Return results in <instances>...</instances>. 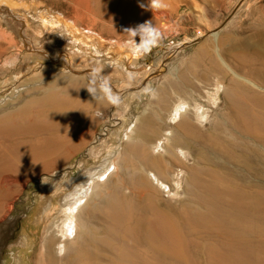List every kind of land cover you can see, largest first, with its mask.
I'll list each match as a JSON object with an SVG mask.
<instances>
[{"label":"bare ground","instance_id":"bare-ground-1","mask_svg":"<svg viewBox=\"0 0 264 264\" xmlns=\"http://www.w3.org/2000/svg\"><path fill=\"white\" fill-rule=\"evenodd\" d=\"M42 1L59 6L63 13L72 9L75 22L82 14L99 16L90 0ZM179 1L164 0L167 6H176ZM134 2L144 10L140 9L144 12L143 22L153 20L152 17L165 22L166 10H151L150 0H124L122 8ZM18 13L8 11L3 20L7 24L13 21L17 27ZM24 18L21 21L28 26L30 23ZM16 29L18 34L14 35L0 25V69L14 67L25 44L34 52L43 50V42L39 44L43 35L32 39L20 27ZM249 41H242L245 52L248 49V55L264 57V34L259 48L252 47ZM77 45L82 53L90 50L109 55L113 71L119 73L118 83L124 82L126 76L130 80L128 73L134 74L140 67L132 63L128 54L119 57L82 40ZM215 48L221 75L228 78L226 84L232 82L223 92L226 107L221 120H212L197 101L196 95L204 89L200 77L166 76L155 90V100L149 101V112L141 114L125 132L126 141L117 158L107 157L92 168L81 162L85 172L75 180L80 177L83 183L69 195L60 238H49L45 244L50 256L56 257L52 244L57 241L56 250L65 254L63 264H196L200 259L206 264L259 262L264 247V154L259 147L234 142L231 135L264 143V95L253 89H264V70L248 67L250 75L258 79L255 81L236 69L241 68V56L233 53L239 49L237 44H232L228 57L220 52L219 44ZM63 55L70 59L67 53ZM71 69L65 77L41 85L42 94L37 101L43 104L39 112L42 117L37 122L12 125L0 119V191L30 163L37 170L52 168L89 141L92 133L87 128L96 120L89 110L94 104L105 102L94 100L86 90L91 70L80 75V71ZM12 78L16 76L1 81L0 88ZM222 87L223 83L217 82L213 89L204 91L215 103ZM232 87L239 94H234ZM26 108L24 103L19 113L24 114ZM204 122L207 123L202 128ZM258 130L261 133L257 134ZM29 135L39 136L40 142H32ZM84 213L86 218L82 219ZM72 243L74 250L70 253Z\"/></svg>","mask_w":264,"mask_h":264},{"label":"rangeland","instance_id":"rangeland-1","mask_svg":"<svg viewBox=\"0 0 264 264\" xmlns=\"http://www.w3.org/2000/svg\"><path fill=\"white\" fill-rule=\"evenodd\" d=\"M90 1L93 2V0ZM90 1L93 10L99 16L91 18L86 15V18L85 14H82L75 22L73 17L75 14H72L70 8L68 13H63L59 6L46 4L42 0H0L2 28L17 35L16 28L20 27L23 34L32 39L37 36L42 38L41 35H43L39 43L41 45L43 42L42 52H34L25 44L14 67L7 70L0 69V82L16 76L9 80L12 83L8 81L0 88V119L4 118L6 124L26 125L37 122L42 117L39 112L42 111L40 109L43 104L37 101V97L42 94V88L65 77L71 68V70L80 71V75L94 68L102 69L103 76L111 82L113 90L121 97V103L118 106H111L105 102L99 105L94 104L89 110V114L96 118V123L87 128L92 135L84 148L46 170H37L30 163L28 167L17 172V177L10 179L11 182L9 180L4 188H1L3 190L0 194L3 191L4 193L0 195V264H63L65 254H61L63 251L56 250L59 246L57 241L61 235L69 195L75 192V188L79 187L78 184L83 183L79 181L85 172L81 165L86 162V165L92 168L100 165L107 157L111 160L117 158L126 141L123 137L125 132H128L129 128L136 123L141 114L149 112V101L155 100L157 96L155 90L166 76L175 74L172 75L175 77L185 74L190 77L194 75L200 77L203 80L201 84L204 85V89L196 95L197 101L199 100L198 102L207 110L212 120L219 121L226 107V97L223 92L225 88L232 86V82L226 84L228 78L224 79L221 75L216 45L219 44L220 52L228 57L227 52L232 44H237L239 49L234 50L233 53L241 56V68H236L230 59L227 61L238 72L242 74L246 72L255 81L258 79L251 76L247 70L249 68L264 70V57L248 55V49L245 52V48L241 45L243 40H250L252 47L261 46L260 37L264 34V0H180L176 6L169 4L166 9H163L166 10L167 21H155L152 17L154 22L150 19L162 33L163 39L149 54L143 56L135 53L129 34L124 32L127 28H135L144 23L143 8L134 2V4L130 3L131 6L128 4L134 9L129 10L127 4L126 9H123L124 0H102V2L94 0L93 3ZM99 9L104 12H98ZM8 11L12 13L19 11L20 18L15 15L17 27L13 21L7 24L3 20V15ZM22 17L29 21L28 26L21 21ZM136 39L138 42L139 38ZM79 40L95 45L103 49V52L110 50L119 57L125 54L130 55L132 63L140 66L138 72L128 73L129 76L131 75L130 80H127L126 76L123 78L124 82L119 80V83L121 82L119 84L116 81L119 73L113 71L112 64L108 60L109 55L102 56L101 53H93L90 50L82 53L77 45ZM63 52L67 53L70 59L66 58ZM237 65L239 66V63ZM124 73L127 74L125 71ZM194 81L199 84V80L194 79ZM217 82H222L223 87L214 103L210 99L211 95L209 96L204 90L213 89ZM19 83L22 85L15 88ZM253 89L264 95V89L255 87ZM231 90H234V94H239L233 87ZM12 92L13 95L10 96ZM24 103L27 104V108L21 115L23 112L19 113L18 110ZM97 110L99 112H96ZM24 115L29 116L26 118ZM167 121L173 123L172 120L167 119ZM206 123L204 122L201 127L203 128ZM259 133L261 131L258 130L257 134ZM36 136L28 137L32 142H40V137L37 136V139ZM231 140L259 147L264 154V143L261 144L257 140L240 137L237 134H232ZM231 152L240 153L236 150ZM81 167L83 171L79 169ZM220 175L223 179L227 177L224 173ZM77 176L80 177L76 181ZM113 179H116V176ZM263 185H261L262 190H264ZM180 194L183 197L182 192ZM53 217L55 218L52 219ZM85 218L86 213L82 215V219ZM49 238L57 240L52 244L53 250L57 253L56 257L48 254L45 244ZM73 250L72 243L70 253ZM259 256L260 260L257 264H264V247ZM196 264L206 263L200 259V262L197 260Z\"/></svg>","mask_w":264,"mask_h":264},{"label":"clouds","instance_id":"clouds-1","mask_svg":"<svg viewBox=\"0 0 264 264\" xmlns=\"http://www.w3.org/2000/svg\"><path fill=\"white\" fill-rule=\"evenodd\" d=\"M166 6L164 0H150L148 5L151 10H161ZM124 32L129 34L133 50L140 56L149 54L163 39L162 33L150 21H145L135 28H127ZM102 71L97 68L91 70L87 78L86 90L94 100L118 106L121 103V97L113 90L111 82L103 76Z\"/></svg>","mask_w":264,"mask_h":264}]
</instances>
